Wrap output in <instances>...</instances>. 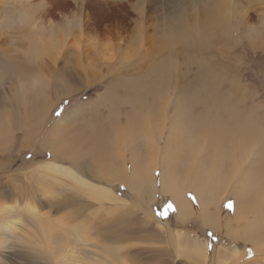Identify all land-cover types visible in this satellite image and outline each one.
Here are the masks:
<instances>
[{
  "label": "rangeland",
  "instance_id": "rangeland-1",
  "mask_svg": "<svg viewBox=\"0 0 264 264\" xmlns=\"http://www.w3.org/2000/svg\"><path fill=\"white\" fill-rule=\"evenodd\" d=\"M223 1L225 5L222 0H80L79 4L74 0H47L49 7L42 16L43 28L75 12L82 15L83 25L70 37L59 36L63 48L58 57L52 50L43 58L48 78L43 119L29 117V107L20 103L22 94L13 91L8 84H0V115L8 107L17 124L14 123L15 130L5 136L9 140L6 145H0V209L12 207L18 213L28 204H36L39 214L53 220L62 218L69 227L79 224L87 239L86 250L98 252L91 246L95 245L119 251L123 264H218L231 260L226 255L221 256L233 250L244 253L240 264L251 261L253 244L230 238V234L241 237L239 231L244 227L248 231L247 225L233 223L230 229L222 218L231 212L232 207L228 205L234 204V196H229L225 209L209 206L205 214L190 212L186 217L176 213L170 196H157L151 204L149 220L145 211L149 204L134 200L133 193L123 186L115 185L113 194L126 201L125 210L113 207L114 210L85 199L73 188L75 182L62 172L65 168L70 170V165L53 162L49 148L39 149L41 141L49 137L62 118L65 119L61 127L82 125L84 128L87 124L89 132L96 115L106 117L114 105L115 118L124 124L125 117L127 123L134 116L141 99L145 103L140 106L139 114L145 117L142 119L145 123L130 129L131 133L126 128V136L121 137L126 141V150L122 151L126 156V170L130 172L131 158L141 155L143 149L140 148L148 137L155 138L161 133L155 140L159 144L154 151L163 156L161 149L168 120L177 114L176 102H182L188 86L209 67L216 71L222 69L226 77L234 78L235 83L230 88L240 89V106L264 127V38L255 49L233 47L229 40L233 13L239 15L241 22L257 24L258 15L264 17V0ZM33 34L39 38L34 40H45L49 44L56 41L53 34L45 30L43 36L41 32ZM7 43V39L0 40V52H10ZM150 106L155 112L151 113L152 117ZM160 108H164L163 114ZM189 112L196 116L200 109L192 105ZM23 118L32 121L25 129L18 130ZM72 128L70 134L74 133ZM53 167L61 173L55 172ZM158 177L159 170L154 174V178L158 180ZM43 181L46 187L40 186ZM86 183L95 188L103 186L96 181ZM212 184L215 187V181ZM35 188L50 192L42 197ZM28 192H32L31 200L24 199L23 194ZM65 197L75 203V214L72 215L71 206L62 207ZM169 204L172 209L168 208ZM216 210L224 212L221 217H213ZM66 214L73 223L65 219ZM2 219L0 225L6 221ZM248 220L252 217L248 216ZM201 252L206 254L207 260H203ZM13 259L17 262L15 257ZM93 259L97 263L89 264H103L100 258Z\"/></svg>",
  "mask_w": 264,
  "mask_h": 264
},
{
  "label": "bare ground",
  "instance_id": "bare-ground-1",
  "mask_svg": "<svg viewBox=\"0 0 264 264\" xmlns=\"http://www.w3.org/2000/svg\"><path fill=\"white\" fill-rule=\"evenodd\" d=\"M222 5H225L223 0ZM42 16L43 13L41 19ZM42 25L40 22L32 26L30 38L39 39L33 33L41 32L43 36L45 30L48 34H53L55 42L49 44L45 40H35L36 45L31 51H29L31 46L23 43L10 52H0V75H7L6 82L0 84H8L12 86L13 91L20 92L23 96L20 97V103L29 107V117L38 120L43 119L42 105L45 100V88L48 87L43 58L52 50L58 57L63 48L58 40L60 34L56 32L55 35L54 30H49L51 26L46 28L45 24L43 28ZM34 26L36 28H33ZM210 68H204L192 85L188 86L187 96L181 99L182 102H176L177 114L168 120L164 148L161 149L163 156L154 151L159 144L155 140L161 133L158 137L151 138L144 131L148 139L140 148L143 149L140 152L145 158L134 155L131 158L130 172L126 170V156L122 151L124 148L126 150V141L121 137L126 136V128H129L128 133H131L130 129H137L138 125L144 122L142 119L145 117L139 114L142 108L140 106L145 103L141 99L138 100L134 116L127 123L125 117L124 124L115 118L114 105L106 117L96 115L95 119L93 118L89 132L87 124L84 128L82 125L73 128L67 125L65 127L68 130L63 131L65 127L61 125L65 118H62L53 127L49 137L41 141L39 149L49 148L53 162L70 165L71 171L65 168L62 172L75 182L76 187L73 188L85 199L94 200L107 208L125 210L126 201L113 194L115 185L123 186L133 193L134 200L149 204V208H145L149 220L152 216L149 212L150 207L157 196H170L176 213L181 217H186L190 212L205 214L209 206L216 209L223 206L225 209L229 196H234V204L231 210L229 209L231 212L227 209L230 213L222 217L223 221L230 229L233 223H244L248 231L244 227V230L239 231L242 232L241 237L230 234V238L253 244L254 257L252 255L253 259L244 264H264V127L240 106V89L230 88V85L235 83L234 78L226 77L222 69L216 71ZM31 88L34 91L30 92ZM158 90L159 87L152 92L156 93ZM192 105H197L200 109L196 116L189 112ZM150 109L149 115L155 113L152 106ZM160 110V114H163L164 108ZM4 111L6 112L0 115L2 146L9 141L5 136L15 130L13 124H16L13 120L15 118L11 115L13 111L10 109L8 112V107ZM30 121H32L30 118L26 120L23 118L18 130L25 129ZM136 122L138 123L135 124ZM69 127L74 133L70 134ZM130 137L132 136H128L129 139ZM53 168L55 172L60 171ZM157 170L158 180L154 178ZM179 179L183 183L180 181L178 183ZM235 179L237 180L232 182ZM86 181H96L103 186L95 188ZM212 181H215V187ZM40 186L46 187L44 181ZM42 190V188L36 190L38 194H43H40L42 197L50 192L48 190L45 193ZM32 192L23 194L26 197L24 199L32 198L29 196ZM67 199L68 197L64 198L62 207L74 208L71 210L73 215L75 203ZM216 211L217 214L213 217H221L224 213ZM0 213V219L6 220L0 225V264H12L14 257L17 262L13 264H20L19 262L23 261L28 264H89L97 263L93 259L95 257L100 258L103 264H123L119 251L106 247L98 248L95 245L91 246L98 252L86 250L87 239L83 237L81 232L83 229L79 224L69 227L68 224H64L62 218L53 220L48 215L39 214L40 210L36 204H28L18 213H15L12 207L2 208ZM248 216H251L252 220H248ZM65 219L70 223L74 221L68 214ZM206 219L207 217L204 221ZM24 245L30 246L26 248ZM194 252L197 253L196 250ZM205 255L203 252L200 253L204 261L207 260ZM224 255L232 259H226L218 264H240L244 253L238 254L233 250L221 257ZM234 259L237 260L236 263Z\"/></svg>",
  "mask_w": 264,
  "mask_h": 264
},
{
  "label": "clouds",
  "instance_id": "clouds-1",
  "mask_svg": "<svg viewBox=\"0 0 264 264\" xmlns=\"http://www.w3.org/2000/svg\"><path fill=\"white\" fill-rule=\"evenodd\" d=\"M79 4L80 0H74ZM49 7L47 0H0V40L7 39L10 49L15 50L20 44L28 43L32 48L36 41L30 38V30L34 24L40 23L41 14ZM83 25V17L75 12L73 15L62 16L61 22H51V28L57 34L70 37L79 31ZM46 28L48 26H45ZM264 38V17L258 15L257 24L241 22L239 15L233 13L232 28L229 40L233 47L247 46L255 49ZM7 75H0V82H6Z\"/></svg>",
  "mask_w": 264,
  "mask_h": 264
},
{
  "label": "snow or ice",
  "instance_id": "snow-or-ice-1",
  "mask_svg": "<svg viewBox=\"0 0 264 264\" xmlns=\"http://www.w3.org/2000/svg\"><path fill=\"white\" fill-rule=\"evenodd\" d=\"M57 115H59V113H57ZM228 206H229V207H232L231 204H229ZM172 207H173V206H172L171 204L168 205V208H169V209H172Z\"/></svg>",
  "mask_w": 264,
  "mask_h": 264
}]
</instances>
